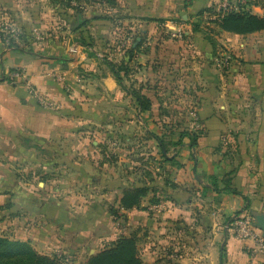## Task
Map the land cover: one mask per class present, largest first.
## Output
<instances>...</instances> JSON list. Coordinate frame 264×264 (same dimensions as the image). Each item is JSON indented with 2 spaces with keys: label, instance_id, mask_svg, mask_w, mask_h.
Listing matches in <instances>:
<instances>
[{
  "label": "crops",
  "instance_id": "1",
  "mask_svg": "<svg viewBox=\"0 0 264 264\" xmlns=\"http://www.w3.org/2000/svg\"><path fill=\"white\" fill-rule=\"evenodd\" d=\"M219 1H104L107 16L93 18L110 43L97 40L77 57L0 53V76L24 71L19 84L0 82V205H11L3 211L14 212L8 224L17 239L48 255L86 253L85 261L134 236L146 264H264L254 242L231 228L235 217L264 215V31L237 35L203 22L193 32L198 12ZM247 9L264 16V3ZM171 19L180 20L181 39L164 32ZM121 63L127 72L118 82L110 64ZM191 132L194 146L180 137ZM35 147L46 160L29 152ZM6 149L22 156L4 160ZM139 187L147 195L138 208L119 210L117 227L110 210ZM153 204L162 212H149Z\"/></svg>",
  "mask_w": 264,
  "mask_h": 264
},
{
  "label": "rangeland",
  "instance_id": "2",
  "mask_svg": "<svg viewBox=\"0 0 264 264\" xmlns=\"http://www.w3.org/2000/svg\"><path fill=\"white\" fill-rule=\"evenodd\" d=\"M66 2L67 0H0V53L5 49H9L8 44L12 41L15 45L25 50L30 49L37 54H42L47 57H62L66 55L69 57H77L82 54L81 52L87 54L86 50L88 51V49L86 48L88 46H93L95 41L101 40L104 42L107 41L106 39H109L105 34L106 27H104V29L100 28L101 25H96L95 19L93 18L96 15L105 18L106 8L102 3L104 0H79L78 2H72L70 6L74 7V9L67 8ZM96 2H98V5H95ZM220 2L223 3V0H220L217 4ZM235 4L231 3L232 7H234ZM179 21V19H171L166 23L168 26H163L164 32L166 35H169V38L171 37L168 29L176 31L179 25L177 22ZM113 24H115L116 29L115 34H111V37L113 42L119 45L121 42L119 33L123 28L121 27L122 25L116 22ZM175 24H177V26ZM180 27L179 25V30L183 35V30ZM110 41L106 43H110ZM122 46L121 44V47ZM16 70L18 74L17 78H15L14 73H6V77H8L7 80H9L8 82L11 84L23 82L22 78L24 76V71L21 68ZM167 85L169 86V84ZM161 88L166 92L169 90L166 84H163ZM175 101L177 100H165L167 105L173 104ZM30 149L31 151L29 152H33L34 157L46 160L39 147ZM1 150L4 151V148ZM10 153L15 154L6 149L2 154V159L7 160V156H9ZM18 155L22 156L21 153H17L14 157H18ZM50 155L49 153L47 159L52 158V155ZM18 162L19 161L11 162L15 164L17 170L21 169L22 166V164ZM22 163L29 166L33 165L28 160ZM59 175H62V172H60ZM67 179H65V181L61 180L60 183H64L63 185L70 184L71 182ZM83 188L85 189V187ZM1 213L0 236L17 239L16 231L10 229L11 225L8 224L14 212L2 211ZM36 252L41 255H52L46 254L45 249H40ZM85 256L86 253H84L80 259L67 258L69 256L60 258L63 260L64 264H83Z\"/></svg>",
  "mask_w": 264,
  "mask_h": 264
},
{
  "label": "trees",
  "instance_id": "3",
  "mask_svg": "<svg viewBox=\"0 0 264 264\" xmlns=\"http://www.w3.org/2000/svg\"><path fill=\"white\" fill-rule=\"evenodd\" d=\"M79 0H67L66 7L74 9L70 4L72 2H78ZM105 3H111V0H104ZM238 1L234 7L228 2L226 8L222 7V3L212 4L209 7L201 9L197 18L198 21L193 23L192 31L200 32L201 24L208 23L214 26L220 31L229 32L237 35H248L256 32L264 31V16H257L252 14L247 6L252 4L264 3V0H242ZM205 16V17H204ZM204 18V20H202ZM159 24H163V20H158ZM208 29V34L213 33V29ZM206 34L205 39L208 40L209 44L214 48V41L210 36ZM183 36V35H182ZM141 45V43H140ZM9 49H18L23 52H28L24 48L15 45L12 41L8 44ZM135 49V48H134ZM132 47L128 49L131 53L134 50ZM110 68L117 79L120 81V72H127L126 68L122 66V63L116 68L115 65L110 64ZM16 72V71H11ZM7 80L3 75L0 76V82ZM131 97L135 103L143 110L147 111L150 108V101L143 95L140 90L131 89ZM188 136L191 144L194 146L197 139V133H181L180 137ZM181 139V138H180ZM230 190L232 193L237 194V191ZM148 188L139 187L125 190L122 197L119 200L118 209H111L110 214L115 219H119V210H131L138 208L141 200L147 195ZM10 204L0 205V212L10 208ZM236 215H239L237 213ZM0 264H64L63 260L56 255H41L37 253L28 241H21L18 239H11L6 236H0ZM83 264H146L144 263L137 250V240L134 236L119 237L114 242L110 243L107 247L99 250L94 255L87 257Z\"/></svg>",
  "mask_w": 264,
  "mask_h": 264
},
{
  "label": "built area",
  "instance_id": "4",
  "mask_svg": "<svg viewBox=\"0 0 264 264\" xmlns=\"http://www.w3.org/2000/svg\"><path fill=\"white\" fill-rule=\"evenodd\" d=\"M228 6V1L224 0L222 3V7L226 8ZM169 34L171 38H182V33L179 30V27H177L176 31H172L170 29ZM15 78L18 77V74L14 72ZM54 78L58 82H64V79L62 76L59 75H53ZM29 93L32 97H34L39 103L46 105L42 100L41 95L32 87H28ZM194 119L196 120V117L194 116ZM163 210L162 206L160 204H153L148 207V211L159 214ZM117 227H122V223L120 221V218L116 222ZM231 228L234 232V235L239 239H246L251 240L254 242L256 249L259 253L264 254V240L262 239L261 235L258 233V230L254 227V220L253 217L250 215H241L238 217H235L231 223Z\"/></svg>",
  "mask_w": 264,
  "mask_h": 264
},
{
  "label": "water",
  "instance_id": "5",
  "mask_svg": "<svg viewBox=\"0 0 264 264\" xmlns=\"http://www.w3.org/2000/svg\"><path fill=\"white\" fill-rule=\"evenodd\" d=\"M252 217L254 220V227L260 232V235L264 240V215L255 214Z\"/></svg>",
  "mask_w": 264,
  "mask_h": 264
}]
</instances>
